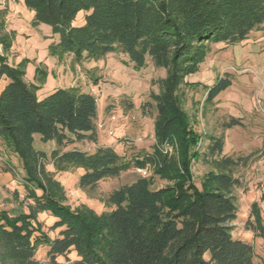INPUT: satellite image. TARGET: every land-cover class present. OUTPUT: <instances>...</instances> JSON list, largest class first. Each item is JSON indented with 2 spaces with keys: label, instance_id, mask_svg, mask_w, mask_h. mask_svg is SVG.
Returning <instances> with one entry per match:
<instances>
[{
  "label": "trees",
  "instance_id": "obj_1",
  "mask_svg": "<svg viewBox=\"0 0 264 264\" xmlns=\"http://www.w3.org/2000/svg\"><path fill=\"white\" fill-rule=\"evenodd\" d=\"M33 13V26L46 24L58 40L53 53H69L75 61L124 54L135 68L149 59L167 74L150 93L155 115L151 152L135 158L148 167V176L108 192L96 213L82 205L61 203L63 187L53 173L82 169L77 186L97 187L115 178L131 163L110 145L90 150L67 148L75 142L96 143L97 102L78 87L55 88L39 99L38 85L24 79L26 60L10 65L0 56V139L21 161L27 213L10 216L0 211V264H40L39 246H47L45 264L74 251L71 264H256L253 246L233 237L237 205L232 175L238 161L213 159L214 169L197 186L191 165L198 160L201 135L189 126L181 84L191 67L204 59L211 44H236L257 28L264 29V0H22ZM85 12L81 25L72 22ZM38 84V83H37ZM231 85L228 75L206 86L205 102ZM239 124L231 117L224 124ZM52 141L49 154L33 147V136ZM210 155L222 153V140L208 146ZM51 164L53 171L46 165ZM155 178L171 185L152 188ZM40 212L56 220L41 232ZM252 230L264 238L259 208L252 205ZM37 224V225H36ZM39 229V231H38ZM260 264H264V259Z\"/></svg>",
  "mask_w": 264,
  "mask_h": 264
},
{
  "label": "rangeland",
  "instance_id": "obj_2",
  "mask_svg": "<svg viewBox=\"0 0 264 264\" xmlns=\"http://www.w3.org/2000/svg\"><path fill=\"white\" fill-rule=\"evenodd\" d=\"M84 14L79 12L72 24L81 25ZM32 16L23 2L0 0V56L14 66L28 60L24 79L38 85L36 95L39 99L59 87L73 86L92 93L97 102L96 143L84 140L67 148L92 151L96 145H110L131 163V168L118 177L102 180L89 190L77 186L82 169L53 173L63 187V205L70 209L86 205L100 213L106 209L101 199L108 192L140 177L134 170L135 158L151 152L154 144L155 111L150 93L157 92V81L164 78L167 71L156 67L149 59L144 67L135 68L118 52L97 60L83 58L80 61H75L69 53H53L50 45L58 36L52 34L49 25L33 26ZM226 75L231 85L206 103V86ZM180 89L189 126L201 135L200 158L191 165L192 180L200 186L206 174L214 169V158L226 155L238 161L231 171L240 183L231 191L237 205L232 235L253 246L254 262L260 264L264 259V238L251 229L250 223L253 221L252 205L256 203L264 227V29L250 31L236 44H211L202 62L188 69ZM231 117L238 119L239 124L225 127ZM216 139L222 140V153L213 156L208 146ZM33 147L49 154L54 143L44 142L35 134ZM46 169L54 170L51 164H47ZM23 176L20 159L6 149L0 139V211L10 216L29 210L31 201L25 197ZM171 184V181L155 178L152 188ZM55 220L47 212L37 215L41 232L51 238L57 233V230H50ZM47 248L42 245L37 248L35 259L40 264L46 263ZM75 259L77 255L72 251L56 260L71 264Z\"/></svg>",
  "mask_w": 264,
  "mask_h": 264
},
{
  "label": "built area",
  "instance_id": "obj_3",
  "mask_svg": "<svg viewBox=\"0 0 264 264\" xmlns=\"http://www.w3.org/2000/svg\"><path fill=\"white\" fill-rule=\"evenodd\" d=\"M135 172L138 173L140 176H148L150 169L148 167H140L136 166L134 168Z\"/></svg>",
  "mask_w": 264,
  "mask_h": 264
},
{
  "label": "crops",
  "instance_id": "obj_4",
  "mask_svg": "<svg viewBox=\"0 0 264 264\" xmlns=\"http://www.w3.org/2000/svg\"><path fill=\"white\" fill-rule=\"evenodd\" d=\"M19 1H20V3L22 2V0H19ZM2 82H3V84H4V83H7V79L4 78V77H2V78L0 79V83H2ZM3 84L0 86V91H1L2 88L4 87Z\"/></svg>",
  "mask_w": 264,
  "mask_h": 264
}]
</instances>
